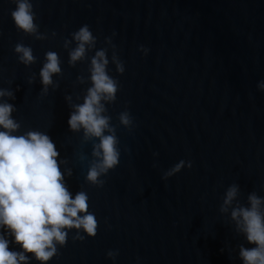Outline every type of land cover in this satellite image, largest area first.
Returning <instances> with one entry per match:
<instances>
[{
  "label": "water",
  "instance_id": "obj_1",
  "mask_svg": "<svg viewBox=\"0 0 264 264\" xmlns=\"http://www.w3.org/2000/svg\"><path fill=\"white\" fill-rule=\"evenodd\" d=\"M32 3L47 39L19 31L11 17L15 3L0 0V89L14 93L0 102L16 109V135L36 130L52 139L69 191L73 197L87 193L99 224L95 237L81 231L83 240L69 231L48 264H243L239 246L254 245L220 206L233 184L243 205L252 192L264 197V90L258 88L264 81V0ZM85 24L97 37L88 57L109 48L108 72L119 89L105 115L116 127L120 159L100 177L102 187L86 181L99 141L85 140L83 129L72 132L67 123L72 105L82 103L91 86L90 60L70 66L63 44ZM105 38L116 46L123 74L111 63ZM17 43L32 48L35 63L19 62ZM48 51L59 55L62 73L53 75L45 93L39 73ZM124 111L133 119L131 131L119 122ZM181 160L185 167L165 179ZM7 238L9 250L22 251ZM109 250L118 251L115 260Z\"/></svg>",
  "mask_w": 264,
  "mask_h": 264
},
{
  "label": "clouds",
  "instance_id": "obj_2",
  "mask_svg": "<svg viewBox=\"0 0 264 264\" xmlns=\"http://www.w3.org/2000/svg\"><path fill=\"white\" fill-rule=\"evenodd\" d=\"M13 2L16 7L11 11V17L16 28L36 40L47 39L35 23L32 0ZM73 42L75 47H71ZM96 44L97 37L85 24L71 33V39L64 40L63 47L68 50L70 66L90 60L87 79L91 86L87 88L83 102L72 105L73 111L67 123L72 132L83 129L85 140L96 138L99 141L93 144V160L86 181L102 187L104 180L100 177L114 169L120 159L116 127L110 123L111 117L105 115L108 111L106 103L115 102L119 89L118 81L108 72L109 48L95 50L94 55L88 57V53L96 49ZM105 44L112 49L111 63L115 65L116 72L123 74L125 67L111 38H105ZM142 51L147 52L146 49ZM14 52L25 66L36 62L32 48L23 43H17ZM60 65L56 52L45 53V62L39 73L45 93L48 86L53 85V75L62 73ZM77 79L83 83L85 77ZM58 86L57 83L55 87ZM258 88L264 90V81L258 84ZM5 96L14 99L13 92L0 89V98ZM66 99L71 101L70 96ZM15 110L13 104L0 102V229L4 230L0 232V264H30L32 258L39 264H48L58 254L57 246L66 245L69 231L77 230L73 240H83L80 232L95 237L99 224L89 211L87 193L79 191L73 197L69 191L60 167V153L52 139L36 130L15 134L20 129V124L12 116ZM118 119L121 125L132 130L133 119L128 111L121 112ZM191 166V162H187V167ZM184 167L185 161H179L164 174V178ZM71 175V170H68V176ZM238 194L239 186L231 185L224 194L220 212L229 213L230 210L236 232L254 245L250 248L239 246L238 257L243 264H264V197L252 192L247 197V205H243L237 200ZM9 236L22 251L9 250ZM117 255L118 251L107 252V257L113 260Z\"/></svg>",
  "mask_w": 264,
  "mask_h": 264
}]
</instances>
